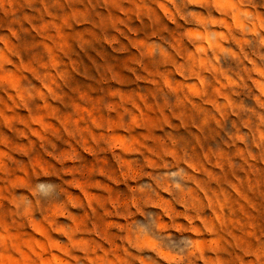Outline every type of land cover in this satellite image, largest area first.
Segmentation results:
<instances>
[{"label": "rangeland", "instance_id": "374dc122", "mask_svg": "<svg viewBox=\"0 0 264 264\" xmlns=\"http://www.w3.org/2000/svg\"><path fill=\"white\" fill-rule=\"evenodd\" d=\"M0 264H264V0H0Z\"/></svg>", "mask_w": 264, "mask_h": 264}]
</instances>
